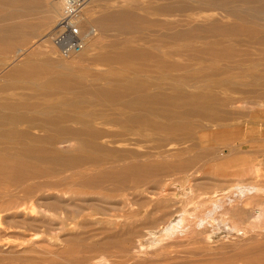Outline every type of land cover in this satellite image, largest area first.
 <instances>
[{
	"label": "rangeland",
	"instance_id": "rangeland-1",
	"mask_svg": "<svg viewBox=\"0 0 264 264\" xmlns=\"http://www.w3.org/2000/svg\"><path fill=\"white\" fill-rule=\"evenodd\" d=\"M177 1L91 0L98 34L63 58L47 38L62 0H0L17 31L0 35V264H264V70H227L245 50L230 39L264 35V0ZM119 14L130 30L102 26ZM205 19L245 30L167 38ZM217 199L239 231L200 225Z\"/></svg>",
	"mask_w": 264,
	"mask_h": 264
},
{
	"label": "bare ground",
	"instance_id": "bare-ground-1",
	"mask_svg": "<svg viewBox=\"0 0 264 264\" xmlns=\"http://www.w3.org/2000/svg\"><path fill=\"white\" fill-rule=\"evenodd\" d=\"M206 1H207V3L213 4L215 6H223L221 0H206ZM13 2H15V0H11V3H13ZM90 2H91V0H89V2L86 4L84 9H86V8L89 9L88 6H89ZM207 3L204 2V1L203 2L202 1L198 2L197 0H178L175 3V6H174L175 8L173 7L174 8L173 10L178 11L179 13H185V12H190L191 13V12L196 11V10H201V11L202 10H207L208 9L207 8ZM51 4H52V7H50V9L47 10V13L45 15L46 17H50L52 15V13L54 11V8L56 6V2H53ZM84 9H83V16H84ZM163 10L167 11V12H170L171 8H170V6L166 5V6L163 7ZM221 11H223L227 15L229 13L231 14L233 12V11H231V8L230 9L222 8ZM187 16L190 17V18L192 17L189 14H187ZM5 20H7V16L4 17L1 20V22L5 21ZM82 21H84L85 24H92L90 21H88L85 18V16H84V18H82ZM191 22H193V21H189L187 23L188 24L187 25L188 28L186 30H184V31H179L178 30V31L172 33L170 36H167V38L181 39V38L185 37L187 39H190V41L192 42L195 39L196 33H198V32H210L211 30H220V29H224V30L228 31V30H231V29H238V28L241 29V30H245V28L242 25L238 24L235 21H229V22L224 23V24H219V22H217L215 20L205 19L203 21L204 23L195 24V25H191ZM110 24H112L113 26H115V27H117V28H119L121 30H130L132 25H133V17L131 15H127V14H119V15H115V16H106V17H104L102 19V26L103 27H107ZM8 25L9 26L4 29V27L0 23V35H3L4 33L6 35L8 33H10L11 35H15L16 34V32H17L16 31V26L13 23L8 24ZM97 34H98V30H97L96 35ZM95 36L93 38H91L87 42L86 46L89 44V42L91 40H93L95 38ZM103 39H104V37L96 38V42H100ZM228 42H230V43H239L240 45L245 47V50L243 51V53L240 54V53H235L234 52L227 59V61L231 64L229 66V68H227L228 71L232 72V70H235V68H233L235 65H240V64H242L245 61L251 62L253 64V68H252V70L250 72L251 75H255V72L259 71V69L264 70V63H263L264 62V35L252 36L251 38H248V39H245V40H243V39L237 40L235 38H232ZM189 44H191V43H189ZM41 48L43 49V47H41ZM191 48H192V46L188 45L187 46V52H185V53L180 52V56L182 55L181 57H183L184 55H190V58H186L184 60L185 62L187 61L186 63H188V62L191 63L195 58H197L195 56L193 57V55H191V53L189 52V51H191ZM55 51H56V49H55ZM226 51L227 50L225 48H223V47H221V48H213V49L207 51L208 54H209V60H210L209 63H210V65L212 67H216L218 64H220V62H222L221 59L224 56V53ZM75 55H77V54H75ZM253 55H257L258 58L253 57ZM59 56H61V55H59ZM72 56H74V55H72ZM72 56H68V57L61 56V57L69 58V57H72ZM184 61L183 62H179V63L176 62V64H173V65L177 66L178 68H181L182 66L186 65V64H184ZM241 75H243V74H241ZM178 79L183 84L184 83L186 84L189 81H191V80H189V78H186L185 76H179ZM196 82H198V81H196ZM196 82H194V83H196ZM213 82H217V79L213 78V80L211 82L212 84H216V83H213ZM15 88H16V86L12 87L11 89L15 90ZM3 91H8V89L7 90L4 89ZM258 93H264V87L262 88L261 92H258ZM235 187H238V186H235ZM235 187H234V190L237 189ZM247 187L250 188V186H246V188ZM251 188H253V187H251ZM231 189H233V188H231ZM258 189H260V188L257 187V189H255V190L257 191ZM241 190H243V189H241ZM241 190H240V192L238 190L239 195L243 194V193H247L248 194L249 193L248 191H250L251 189L250 190L248 189L246 191H241ZM260 191L263 192L264 191L263 188H262V190L260 189L259 192ZM232 192H234V191H232ZM234 194H235V192H234ZM231 196L234 197V195H231ZM236 196H237V194H236ZM244 196H246V194ZM228 197H230V195ZM233 197H231V198H233ZM234 198L236 199L238 197H234ZM227 200L229 201L228 198H227ZM227 200H223V199L215 200V202L212 204V210L207 212L205 217H203V219L200 221V225L205 224V225L210 226L211 228L214 227V226L215 227H225V228L227 227L226 230H228V231H233V230L234 231H239L240 229H239L238 223L235 222L236 220L234 221V220L229 219L227 217L228 212L230 210V209H228V206L230 204L227 207L224 205L225 202L227 203ZM179 228H180V225H178V224H176L174 227H172L171 230H169V232L171 233L170 235L171 236L176 235V233L179 232Z\"/></svg>",
	"mask_w": 264,
	"mask_h": 264
},
{
	"label": "built area",
	"instance_id": "built-area-1",
	"mask_svg": "<svg viewBox=\"0 0 264 264\" xmlns=\"http://www.w3.org/2000/svg\"><path fill=\"white\" fill-rule=\"evenodd\" d=\"M89 0H62L60 14L47 33V38L56 52L68 57L81 52L87 42L97 33L93 24L82 21L83 9Z\"/></svg>",
	"mask_w": 264,
	"mask_h": 264
}]
</instances>
